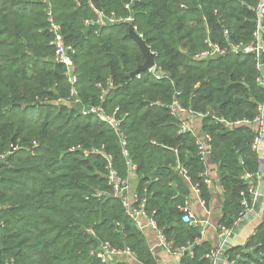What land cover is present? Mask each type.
Masks as SVG:
<instances>
[{
    "label": "trees",
    "instance_id": "trees-1",
    "mask_svg": "<svg viewBox=\"0 0 264 264\" xmlns=\"http://www.w3.org/2000/svg\"><path fill=\"white\" fill-rule=\"evenodd\" d=\"M257 3L0 0V151L21 146L0 166V264H131L91 255L98 239L89 228L99 239L130 247L140 263L156 264L143 232L108 183L109 165L129 177L120 136L68 101L72 85L65 66L54 58L51 19L75 50V88L82 103L101 104L121 119L129 157L137 165V189L148 191L147 209L176 246L194 244V255L184 252L180 264H211L210 242H196L202 226L181 220L177 206L184 201L173 189L181 181L179 162L204 198L207 162L197 135L180 132L167 106L176 97L186 108L208 114L204 132L212 135L211 156L220 164L224 189L219 223L232 226L244 209L241 192L248 183L242 175L258 171V154L251 148L255 133L248 124L230 127L211 115L228 122L255 118L264 100L258 59L253 53L196 55L207 48L208 35L226 44L225 28L232 40L251 42ZM96 9L133 21L86 24L97 17ZM130 24L156 53L155 71L130 75L145 62L129 36ZM261 252L264 223L245 246L227 251L230 258L239 254L237 264H264Z\"/></svg>",
    "mask_w": 264,
    "mask_h": 264
},
{
    "label": "built area",
    "instance_id": "built-area-1",
    "mask_svg": "<svg viewBox=\"0 0 264 264\" xmlns=\"http://www.w3.org/2000/svg\"><path fill=\"white\" fill-rule=\"evenodd\" d=\"M91 6H93L91 4ZM129 7V5H127ZM256 14L257 20V29L254 32V38L251 42H236L231 39L230 31L228 28H225L224 34L227 37V43L223 44L220 41L214 40L211 35H208L206 38L207 48L196 55L197 58H216L220 56H226L231 53H243V54H255L258 59V68L260 70V74L257 77V82L264 89V36H263V19H264V0H258V3L253 8ZM97 17L91 21L87 20L86 24H96V25H107L114 24L118 22H132V17H117L116 15L108 16L103 11L96 9ZM52 26L51 31L54 36V58L57 62L61 63L66 68V73L68 75L69 81L72 85L70 99L71 105L79 106V109L83 115H94L96 118L102 120L109 127L114 129L120 136L121 146L123 155L126 161V164L129 169V177L123 178L118 174V172L109 165V175H108V183L112 187L114 197L120 199L127 215L133 221L135 227L140 231L144 232L147 228H153L157 231L158 237L160 239V245L166 249L168 252H172L175 255H182L184 252H190L191 255H194L193 251V243H189L183 246H176L173 240H169L167 235L164 232V229L159 227L158 222L155 217V213L150 212L147 209L148 206V191L144 188L142 191H139L130 180V175L137 171V165L132 162L129 157V149L127 138L123 132L120 131L121 119H119L116 114H111L106 111L103 105L101 104H84L78 97L77 90L75 88V84L77 83V75H76V67L73 59V54L75 52L72 45L68 44L61 31L60 25L53 22L51 19ZM156 68L151 71H155ZM162 73V72H158ZM140 76V75H139ZM104 98V94L101 95V99ZM170 110L171 114L174 115L179 120V128L180 132L185 133L192 131L189 120L187 118L188 115H196L200 118H204L208 116V114L202 112H196L192 109L186 108L178 98H174L173 101L167 106ZM212 118L216 120L222 121L226 123L228 126L232 127L235 125H240L242 123L248 124L250 126L255 127L254 138L251 142V148L258 155L260 154V150L262 145L264 144V100L258 105V111L253 120H244V121H235L228 122L224 119H221L215 114L211 115ZM198 139L196 141V145L200 155L207 159L211 156L213 151V138L210 133L203 132L201 135H197ZM37 143H34V146H37ZM21 146L18 144H12L11 148L7 152L0 151V166L5 163H8L10 155H12L16 150H18ZM93 153L99 152L98 148H93ZM108 160H110V156H107ZM177 168L182 177L187 179L190 182V177L188 175V171L186 168L181 166L178 162ZM204 182L208 185L209 179L206 176L205 172ZM259 172H250L245 171L242 175V179L248 183L247 189L241 192L242 195V205L244 206L243 211L240 212L239 217L234 221L232 226H227L224 224L217 225L218 235L221 239L220 245L212 249L210 253L206 255L207 258L210 259L211 264H220L221 257L225 256L229 247L228 240L232 235L234 228L238 226L241 221L247 216V214L252 209L254 203L259 199L260 193L257 189V182L259 180ZM193 191L200 198L201 189L198 184L192 185ZM248 195L251 196V203L248 201ZM202 204L204 201L201 200ZM178 210L181 212V220L188 224H198L202 226V220H200L196 214L193 212L192 208L188 204V202L178 204ZM1 208V205H0ZM88 232L95 238L98 239L97 246L93 248L90 252L91 255L95 256L102 262H114V261H127L131 264H141L137 259L135 252L128 246L118 247L112 244L109 240H102L98 238V235L93 229H88ZM202 234L204 233V228L202 229ZM196 242H200V239H197ZM264 255L263 252H261ZM237 260L239 259V254L236 256ZM237 260L234 259L231 261V264H237ZM13 262V260H11ZM9 264V263H6ZM259 264V262H256Z\"/></svg>",
    "mask_w": 264,
    "mask_h": 264
},
{
    "label": "crops",
    "instance_id": "crops-1",
    "mask_svg": "<svg viewBox=\"0 0 264 264\" xmlns=\"http://www.w3.org/2000/svg\"><path fill=\"white\" fill-rule=\"evenodd\" d=\"M187 118L193 133L195 135H201L204 132V120L196 115H188ZM251 128L255 133V127L251 126ZM206 162V176L210 182L208 184V190L204 193V198L200 196L204 204H202L200 198L193 191L191 183L182 176L180 177L181 181H178L179 183H177V181L174 182L173 189L177 188L178 195L183 198L182 201L188 202L196 216L202 220V229L204 228V233L200 241H209L212 248L215 249L221 243L217 225L220 224L219 221L223 217L222 206L224 189L221 184L220 164L214 160L212 156H209ZM258 162V172L260 176L257 182V189L260 193V197L254 203L247 216L234 228L228 240L229 249L237 246H245L250 237L257 232L258 227L264 223V144L258 155ZM135 178H138L137 172L130 175L131 182L135 181ZM132 184L134 185L133 182ZM205 201H207L206 204ZM143 234L148 247L153 253L156 264H180L181 255H175L164 249L160 245V239L155 229L147 228ZM234 259L237 260V257L230 258L228 253H226L225 256L221 257L220 264H231V261Z\"/></svg>",
    "mask_w": 264,
    "mask_h": 264
},
{
    "label": "water",
    "instance_id": "water-1",
    "mask_svg": "<svg viewBox=\"0 0 264 264\" xmlns=\"http://www.w3.org/2000/svg\"><path fill=\"white\" fill-rule=\"evenodd\" d=\"M129 36L132 40H134L138 44L140 50L142 51V54L145 57V62L141 64L130 75L134 77V76L140 75L141 73L145 71H151L152 69H154L156 67V56L157 55L154 51H152L151 47L147 44L143 36L136 30L133 24L129 25Z\"/></svg>",
    "mask_w": 264,
    "mask_h": 264
},
{
    "label": "rangeland",
    "instance_id": "rangeland-1",
    "mask_svg": "<svg viewBox=\"0 0 264 264\" xmlns=\"http://www.w3.org/2000/svg\"><path fill=\"white\" fill-rule=\"evenodd\" d=\"M135 181H132L133 183H134V187H137V185H138V178H135L134 179ZM89 229H91V228H89ZM106 236H103V238H105ZM107 238V237H106Z\"/></svg>",
    "mask_w": 264,
    "mask_h": 264
}]
</instances>
